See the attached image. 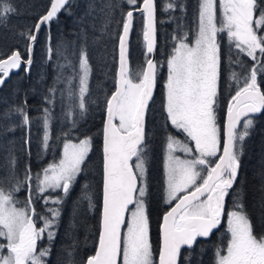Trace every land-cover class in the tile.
I'll list each match as a JSON object with an SVG mask.
<instances>
[{"label":"snow or ice","instance_id":"6c2138e0","mask_svg":"<svg viewBox=\"0 0 264 264\" xmlns=\"http://www.w3.org/2000/svg\"><path fill=\"white\" fill-rule=\"evenodd\" d=\"M67 3L68 0H51L50 8L34 26L36 33L56 17ZM124 3L129 7L126 14H122V31L117 33L119 68L115 75L114 91L106 97L99 243L86 264H118L121 256L123 264H155L145 206L144 154L146 114L157 76V63L149 58L156 45V6L155 0H124ZM176 7L168 0L164 11H174ZM219 8L222 22L218 27L215 22L216 0H198V31L194 43L190 46L186 42L187 37H174L177 43L166 61L163 107L167 121L194 142V149L172 135L166 137V202L177 203L164 214L160 225L159 264H178L182 246L193 248L198 238H209L221 225L225 198L238 178L243 142L250 136L254 115L264 111V90L258 81V77H264V35L261 34L264 32V0H219ZM15 12L16 8L10 0H0V21H5ZM134 13L142 16L145 44V65L135 74L129 70L128 57ZM225 32L229 45L234 44L239 53L249 57L252 66L243 74L231 73L237 90L227 104V122L220 154L215 110L221 63L217 34ZM36 33L31 29L21 33L28 41L25 54L19 49L0 53V86L13 70H19L22 66L30 73ZM45 54L50 60L53 54L51 46L45 48ZM57 54L62 55L58 49ZM58 67L73 65L69 61ZM78 68V72L74 70L66 78L67 87L63 89L71 101L68 116L74 115L75 107L79 108L81 116L87 112L85 96L89 91L91 67L86 45L80 48ZM77 77L78 104L72 87ZM59 80L60 77L57 78ZM56 91L55 85L49 86V93ZM53 102L45 98L46 104ZM26 103L10 108L0 119H7L14 111L22 117L24 125H29ZM41 119L43 146L47 149L52 119L48 107L43 109ZM241 122L242 128L238 129ZM11 131L14 128L3 126L4 135ZM90 147V138H82L78 143L66 139L58 163L53 162L43 168L42 177L40 173L33 177L29 168L24 180L15 175V158L10 155L12 170L0 178V239L6 240V244H0V264H50L46 258L51 255V248H40L38 242L45 234L49 241L54 240L56 233L52 229L61 211L58 207L47 208L48 214L39 216L41 226L37 227L32 200L33 179L36 181L35 191L46 206L49 203L61 204V197L53 198L46 193L58 190H62L65 196L69 193L82 171ZM176 152L191 158L182 159L174 155ZM211 158L216 159L213 161ZM133 160L134 164L130 163ZM203 171H206V175H202ZM24 187L27 188L28 199L24 207H18L19 202L14 199V194ZM92 207L89 201V208ZM125 223L127 229L122 234L121 226ZM227 233L230 237L227 254L222 255L221 249H217L216 264H264V236L255 234L251 218L239 198L234 201V210L227 212Z\"/></svg>","mask_w":264,"mask_h":264},{"label":"trees","instance_id":"16d2710c","mask_svg":"<svg viewBox=\"0 0 264 264\" xmlns=\"http://www.w3.org/2000/svg\"><path fill=\"white\" fill-rule=\"evenodd\" d=\"M10 2L16 8V12L5 21H0V53L19 49L25 54L28 41L26 37L21 36V33L29 29L33 32L36 20L45 11L49 0H10ZM167 2L168 0H155L157 76L145 123L147 157L145 206L154 260L160 246L161 216L171 204L166 202L164 195L162 160L164 144L168 135H174L184 141L187 137L167 121L164 111L165 61L177 43L174 37H187L186 42L191 44L198 30V0H171L177 7L174 11L165 12ZM128 7L124 0H68L64 9L40 29L33 47L30 73L26 72L24 66L0 87V116L10 108L27 101L25 110L30 117L29 125H24L22 117L14 111L7 119H0V178L8 175L12 170L10 155L15 158V175L18 179L24 180L25 172L29 168L32 176L35 177L50 163L58 162L66 139L74 142L87 137L91 140L89 155L82 165V171L73 182L69 193L60 196L62 203L54 205L60 209L61 216L52 229L56 233L54 240L47 239L46 242V247L51 248V255L46 258L50 264H85L86 259L93 255L96 249L100 229L102 134L106 97L114 91L118 66L117 33L122 31V14H126ZM118 21L121 22L117 23ZM142 32L143 19L141 14L136 13L129 37L128 52L129 70L133 74L145 65ZM218 43L221 63L215 110L221 139L227 104L231 95L237 90V84L232 81L231 73L235 71L237 74H243L251 68L252 61L246 55L239 53L234 44L230 46L229 41L224 37H219ZM82 45H86L91 67L89 91L85 96L87 112L81 116L79 108L75 107L74 115L68 116L71 101L63 89L67 87L66 78L72 75L74 70L76 72L79 70ZM47 46L53 49L50 60L45 54ZM57 49L62 55L57 54ZM69 61L73 67H58ZM58 77H60L59 81H57ZM258 81L264 90V77H258ZM52 85L57 88L54 94L49 93V86ZM72 87L78 104V77ZM46 97L54 102L46 104ZM45 107L52 112L47 149L43 146L41 119ZM73 120L76 122L75 127ZM3 126L14 128V131L4 135ZM239 128H242V122ZM211 159L214 161L216 158ZM134 162L133 160L131 163ZM202 175H206V171H203ZM5 187L7 188V185ZM32 187L37 225H41L39 216L48 214L47 208L53 205L44 204L35 191V179ZM60 192L56 193L60 195ZM50 194L52 192L46 193L48 196ZM237 198L243 203L251 218L255 234L264 235V111L254 117L250 136L243 142L238 178L233 190L225 198L228 209H234V201ZM14 199L19 202L18 207H24L28 199L27 188L24 187L16 192ZM89 201L93 205L92 208H89ZM217 233H212L209 238H198L191 249L182 246L178 264H216L217 249H221L223 254L227 246L226 235L220 236Z\"/></svg>","mask_w":264,"mask_h":264},{"label":"rangeland","instance_id":"374dc122","mask_svg":"<svg viewBox=\"0 0 264 264\" xmlns=\"http://www.w3.org/2000/svg\"><path fill=\"white\" fill-rule=\"evenodd\" d=\"M216 23H217V26L219 27L220 26V24H221V22H222V11H221V9L219 8V0H216V21H215ZM198 31V30H197ZM219 37H224L226 40H228V38H227V35H226V32L225 33H218L217 34V40L219 41ZM195 40V39H194ZM194 43V41L190 44V46L192 45ZM166 61H167V59H166ZM166 61H165V69H166V75H165V80H164V92H165V96H166V90H165V83H166V78H167V66H166ZM217 126H218V124H217ZM218 129H219V126H218ZM219 135H220V130H219ZM172 136H174V135H172ZM175 137V136H174ZM175 138H177V137H175ZM177 139H179V140H181L182 142H184V143H188L189 144V146L190 147H192L193 149H194V142H191L187 137H186V140L184 141L183 139H180V138H177ZM71 142H73V141H71ZM79 141H74V143H78ZM193 145V146H192ZM62 152H63V146H62V149H61V157H62ZM174 155H177V156H179L180 158H182V159H185V158H191V157H185V155H184V153H182V152H176V153H174ZM144 156H145V160L147 159V157H146V154H144ZM60 157V158H61ZM162 160H163V173H164V180H165V191H164V195H165V200H166V179H167V177H166V169H165V161H166V141H165V144H164V148H163V152H162ZM59 162V161H58ZM58 162H56V163H58ZM41 177H42V175H43V173L41 172ZM58 191H61L62 192V190H58ZM60 192V195H58L56 192H54V194H53V192H52V194H50L49 196H51V197H53V198H55L56 196H61L62 195V193ZM182 194V193H181ZM53 207H56V206H54L53 205ZM131 207H133V206H131ZM130 207V208H131ZM128 216V215H127ZM126 229H127V224L125 223V226H124V228H123V231H122V234L126 231ZM5 242V244H6V240H4ZM0 244H2L1 243V241H0ZM6 251V250H5ZM227 253L225 252L224 254H222V255H226ZM119 264H123V262H122V256L120 257V263Z\"/></svg>","mask_w":264,"mask_h":264},{"label":"water","instance_id":"95a60500","mask_svg":"<svg viewBox=\"0 0 264 264\" xmlns=\"http://www.w3.org/2000/svg\"><path fill=\"white\" fill-rule=\"evenodd\" d=\"M50 6H51V0H49V3H48V6L46 7V9H45V11L43 12V13H41L40 15H39V17L37 18V20H36V23L39 21V18L42 16V15H45L46 14V12H47V10L50 8ZM134 14H136V13H134ZM35 23V24H36ZM47 24V23H46ZM46 24H44L43 26H45ZM35 26V25H34ZM42 26V27H43ZM41 27V28H42ZM155 29H156V13H155ZM40 31V30H39ZM33 33H36V30H35V27H34V29H33ZM130 33H131V31H130ZM37 34V37H38V34H39V32L38 33H36ZM129 37H130V35H129ZM155 37H156V31H155ZM36 42V41H35ZM128 48H129V41H128ZM33 54V53H32ZM155 54H156V45H155V49H154V52L152 53V54H150V57L149 58H152V59H154V61H155ZM22 67H24V66H22ZM21 67V68H22ZM20 68V69H21ZM118 68H119V44H118V66H117V71H118ZM19 69V70H20ZM19 70H13L12 71V73H11V75L12 74H16V73H18L19 72ZM10 75V76H11ZM10 78V77H9ZM8 78V79H9ZM7 79V80H8ZM6 80V81H7ZM5 81V82H6ZM4 82V83H5ZM1 87V86H0ZM154 90H155V84H154V87H153V93H154ZM153 96V95H152ZM260 113H258V114H255L254 116H257V115H259ZM106 110H105V117H104V122H103V126H104V123H105V120H106ZM227 122V110H226V113H225V117H224V122H223V126H222V135H221V139H220V154H222V150H223V139H224V136H223V130H224V125H225V123ZM239 126V125H238ZM102 149H103V134H102ZM102 158H103V151H102ZM131 163V162H130ZM213 166H214V164H213ZM181 195H183V193L181 194ZM177 203V201H173V203L169 206V208L164 212V214L167 212V211H169L172 207H174L175 206V204ZM102 198H101V210H100V222H101V214H102ZM164 214H163V216H164ZM125 216H126V218H127V213L125 214ZM163 216H162V219H161V222H160V225H161V223L163 222ZM124 226H125V224L124 225H122L121 226V232L123 231V228H124ZM219 227V226H218ZM215 231V230H214ZM213 231V232H214ZM98 243H99V236H98V241H97V245H96V247H98ZM160 246H161V236H160ZM160 249V248H159ZM95 253V252H94ZM94 255V254H93ZM88 259V258H87ZM87 259H86V261H87ZM86 261H85V264H86ZM120 263V258H119V260H118V264ZM157 264H159V253H158V257H157Z\"/></svg>","mask_w":264,"mask_h":264},{"label":"flooded vegetation","instance_id":"af4514ba","mask_svg":"<svg viewBox=\"0 0 264 264\" xmlns=\"http://www.w3.org/2000/svg\"><path fill=\"white\" fill-rule=\"evenodd\" d=\"M262 35H264V33H261ZM263 112V111H262ZM261 112V113H262ZM260 113V114H261ZM259 114V115H260ZM259 115H257V116H259ZM255 117V116H254ZM193 146V145H192ZM62 194H64L63 192H62ZM173 203V201L171 202V204ZM170 204V205H171ZM169 208V207H168ZM230 210H234V209H228L227 208V205H226V199H225V209H224V215H223V217H222V222H221V225L213 232L214 234L215 233H217L218 231H219V233H217V234H219L220 236H223V235H226V238H227V241H226V245H227V243H228V240H229V234L227 233V212L228 211H230ZM164 214V213H163ZM163 214H162V216H163ZM162 216H161V219H162ZM127 219V218H126ZM161 222V221H160ZM41 225H37V227H40ZM159 235H160V225H159ZM218 235V236H219ZM47 235L45 234V237L42 239V240H40L39 242H38V247H40V248H45L46 247V242H47V237H46ZM262 236H264V235H262ZM0 241H1V243L2 244H5L4 242V240L3 239H0ZM159 248H160V246H159ZM226 249H227V246H226ZM226 249H225V252H226ZM224 252V253H225ZM159 253V252H158ZM223 253V254H224ZM157 257H158V255L156 256V258H155V260H154V262H155V264H157Z\"/></svg>","mask_w":264,"mask_h":264},{"label":"bare ground","instance_id":"6f19581e","mask_svg":"<svg viewBox=\"0 0 264 264\" xmlns=\"http://www.w3.org/2000/svg\"><path fill=\"white\" fill-rule=\"evenodd\" d=\"M10 79V78H9Z\"/></svg>","mask_w":264,"mask_h":264}]
</instances>
